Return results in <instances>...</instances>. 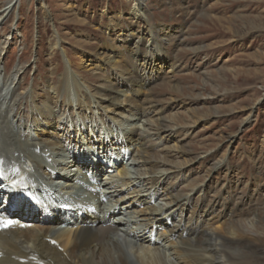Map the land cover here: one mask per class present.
<instances>
[{"label":"bare ground","instance_id":"6f19581e","mask_svg":"<svg viewBox=\"0 0 264 264\" xmlns=\"http://www.w3.org/2000/svg\"><path fill=\"white\" fill-rule=\"evenodd\" d=\"M133 1L129 19L146 26L138 40L129 25L128 33L118 30L116 48L102 47L98 62L86 60L88 67L97 63L98 71L106 72L99 91L66 68L58 84L47 82L39 95L33 93L36 88L24 96L19 88L26 80L20 72L0 70V170H24L32 187L57 202L42 214L11 197V206L0 212V220L13 222L0 228V264H131L128 243L134 245L137 264H264V203L238 198L230 179L226 191L215 192L207 203L200 199L212 169H226V164L215 163L200 184L171 182L172 175L197 159L181 144L187 134L177 139L192 122L176 115L165 118L166 110L151 99L157 73L166 63L174 73L177 62L157 55L164 44L157 39L170 44V38L153 25L147 0ZM19 2L3 6L0 20L11 18ZM23 100L31 106L27 115L16 105ZM203 117L193 115L192 121ZM135 119L140 123L132 124ZM83 151L99 156L93 176L86 171L87 159L74 164ZM173 157L175 164L167 159ZM106 158L113 159L112 168L102 167ZM71 169L79 172L74 175ZM79 187L84 188L81 194ZM82 195H90L99 211L80 200ZM63 203L74 211L67 214L59 207Z\"/></svg>","mask_w":264,"mask_h":264},{"label":"rangeland","instance_id":"374dc122","mask_svg":"<svg viewBox=\"0 0 264 264\" xmlns=\"http://www.w3.org/2000/svg\"><path fill=\"white\" fill-rule=\"evenodd\" d=\"M9 1L0 0V9ZM19 4L11 18L0 20V70L7 75L20 72V79L26 80L19 88L24 96L36 88L33 93L39 95L47 82L59 83L66 68L77 73L87 88L99 91L96 87L106 72L98 71L97 63L96 69L88 67L86 60L97 61L96 52L102 47L116 48L118 30L128 33V26H134L137 41L146 28L129 19L133 0H20ZM146 5L155 28L170 38L166 39L170 44L163 37L157 39L164 43L157 55L177 62L172 74L168 63L162 71L157 68V83L148 87L149 94L166 110L165 118L176 115L192 122L177 139L187 134L181 144L197 159L181 174L172 175L171 182L200 184L215 163L226 164L224 170L212 169L201 185L200 199L207 203L215 192L226 191L230 179L238 198L251 196L262 206L264 0H147ZM16 105L26 115L31 107L26 100ZM193 115L205 117L194 124ZM167 159L175 164L177 157ZM100 197L105 200L107 195ZM211 218V213L205 215L207 221ZM131 245L125 250L131 254V264H137Z\"/></svg>","mask_w":264,"mask_h":264},{"label":"snow or ice","instance_id":"6c2138e0","mask_svg":"<svg viewBox=\"0 0 264 264\" xmlns=\"http://www.w3.org/2000/svg\"><path fill=\"white\" fill-rule=\"evenodd\" d=\"M2 163V162H0ZM12 224V221L11 220H0V228H7L9 227L10 225Z\"/></svg>","mask_w":264,"mask_h":264}]
</instances>
